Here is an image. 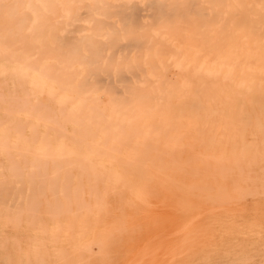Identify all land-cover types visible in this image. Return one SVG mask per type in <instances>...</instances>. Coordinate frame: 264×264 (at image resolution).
<instances>
[{"label":"bare ground","instance_id":"6f19581e","mask_svg":"<svg viewBox=\"0 0 264 264\" xmlns=\"http://www.w3.org/2000/svg\"><path fill=\"white\" fill-rule=\"evenodd\" d=\"M263 6L0 0V264H160L228 217L229 124L264 121Z\"/></svg>","mask_w":264,"mask_h":264},{"label":"rangeland","instance_id":"374dc122","mask_svg":"<svg viewBox=\"0 0 264 264\" xmlns=\"http://www.w3.org/2000/svg\"><path fill=\"white\" fill-rule=\"evenodd\" d=\"M256 122L258 121L252 120L250 123H246L248 126L245 123H236L237 127L235 123L229 124V133H231L229 134V170H232L229 172V191L234 192L229 193V200L235 199L229 201V216H219L216 219L204 216L198 219L194 223V230L190 232V234L194 233L190 237L195 236L194 239L190 238L192 246L181 247L182 249H177V251L159 252V257H163L164 261H159L160 264H167L169 260L168 264H182L183 261L184 264H223L225 261L222 259L225 255H229V264H264V181H262L264 180V129H262V126L264 128V121L258 122L259 124L255 126ZM236 131L239 135V137L237 135V138H235ZM249 143L252 147L247 145ZM243 146L245 147L243 148ZM247 146H249V149ZM230 184L233 186H230ZM241 198L244 200L240 201ZM236 199L239 200L236 201ZM176 224L174 223L171 227ZM178 224L188 225L186 223ZM171 232L172 230L169 233ZM175 237L181 239L182 236L176 234ZM209 240H212L215 245L211 246ZM225 244H229L228 251L225 250L228 247ZM211 249L216 251L213 255L217 254L219 257L218 260L212 263L205 259L208 255L207 251ZM195 252L196 254H194ZM192 254L195 255L194 259L192 258L194 255L191 256Z\"/></svg>","mask_w":264,"mask_h":264}]
</instances>
